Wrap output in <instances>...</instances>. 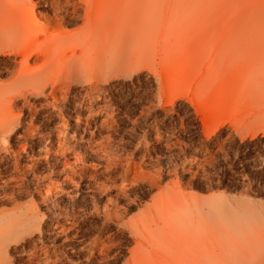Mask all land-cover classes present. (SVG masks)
Masks as SVG:
<instances>
[{"label":"bare ground","instance_id":"obj_1","mask_svg":"<svg viewBox=\"0 0 264 264\" xmlns=\"http://www.w3.org/2000/svg\"><path fill=\"white\" fill-rule=\"evenodd\" d=\"M208 1L0 0V205H13L0 210V264H66L67 247L72 264H109L111 226L133 243L122 264H264V209L162 185L145 154L108 149L116 83L148 69L161 103L165 56L208 22ZM82 188L103 228L82 241L65 215L63 241L50 242V207L76 209ZM148 188L158 192L141 205Z\"/></svg>","mask_w":264,"mask_h":264},{"label":"rangeland","instance_id":"obj_2","mask_svg":"<svg viewBox=\"0 0 264 264\" xmlns=\"http://www.w3.org/2000/svg\"><path fill=\"white\" fill-rule=\"evenodd\" d=\"M208 12L206 24L180 39L178 47L174 45L168 50L163 64L166 94L161 103L157 97L161 79H155L148 69L139 80L126 82L127 86L123 79L116 83L114 123L107 128L113 147L108 149L117 157L145 154L151 160L144 170L156 176L162 170V185L176 182L185 193L199 196L224 194L244 206L261 210L264 209L261 208L264 207V0H209ZM54 123L56 119L52 118L51 128ZM12 145L16 147V142ZM165 147H171L172 153ZM80 192L87 194L84 188ZM157 192L148 188L141 205L150 202ZM63 200L68 203L67 198ZM91 203L92 199L85 195L74 210L62 205L68 213L60 215L50 207L46 226L50 242L63 241L60 224L65 215L78 217L82 241L88 242L102 229L104 222L93 214ZM12 207L0 205V210ZM137 212L136 209L131 214ZM109 230L120 242L109 257V264H122L132 240L126 233L117 234L116 226ZM74 245L78 251L85 246ZM67 248L71 260L66 264H72L76 258ZM11 255L20 256L14 250ZM82 264L95 263L85 257Z\"/></svg>","mask_w":264,"mask_h":264}]
</instances>
